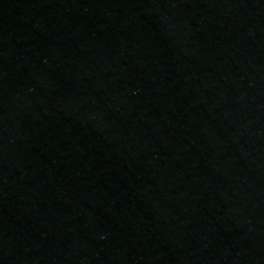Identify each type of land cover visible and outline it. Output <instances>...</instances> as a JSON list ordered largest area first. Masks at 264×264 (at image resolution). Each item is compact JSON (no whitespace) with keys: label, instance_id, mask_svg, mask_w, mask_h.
Listing matches in <instances>:
<instances>
[{"label":"water","instance_id":"95a60500","mask_svg":"<svg viewBox=\"0 0 264 264\" xmlns=\"http://www.w3.org/2000/svg\"><path fill=\"white\" fill-rule=\"evenodd\" d=\"M230 0H0V125Z\"/></svg>","mask_w":264,"mask_h":264}]
</instances>
